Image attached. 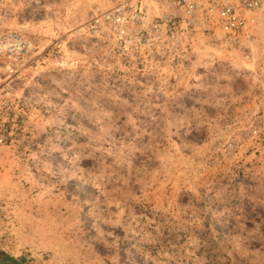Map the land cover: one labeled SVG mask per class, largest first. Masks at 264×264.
Instances as JSON below:
<instances>
[{
	"label": "rangeland",
	"instance_id": "1",
	"mask_svg": "<svg viewBox=\"0 0 264 264\" xmlns=\"http://www.w3.org/2000/svg\"><path fill=\"white\" fill-rule=\"evenodd\" d=\"M237 44L141 0H0V252L21 264H264V0Z\"/></svg>",
	"mask_w": 264,
	"mask_h": 264
},
{
	"label": "built area",
	"instance_id": "2",
	"mask_svg": "<svg viewBox=\"0 0 264 264\" xmlns=\"http://www.w3.org/2000/svg\"><path fill=\"white\" fill-rule=\"evenodd\" d=\"M132 1L140 4L141 0ZM145 2L183 8L195 21H213L235 44L247 29L245 13L259 9L262 4V0H145ZM4 141L0 125V145H3Z\"/></svg>",
	"mask_w": 264,
	"mask_h": 264
},
{
	"label": "trees",
	"instance_id": "3",
	"mask_svg": "<svg viewBox=\"0 0 264 264\" xmlns=\"http://www.w3.org/2000/svg\"><path fill=\"white\" fill-rule=\"evenodd\" d=\"M0 264H21V261H17L0 252Z\"/></svg>",
	"mask_w": 264,
	"mask_h": 264
}]
</instances>
